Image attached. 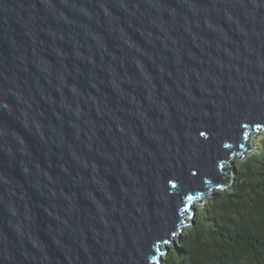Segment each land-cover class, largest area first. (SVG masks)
<instances>
[{
	"label": "water",
	"instance_id": "obj_1",
	"mask_svg": "<svg viewBox=\"0 0 264 264\" xmlns=\"http://www.w3.org/2000/svg\"><path fill=\"white\" fill-rule=\"evenodd\" d=\"M257 129L264 0H0V264H162Z\"/></svg>",
	"mask_w": 264,
	"mask_h": 264
},
{
	"label": "trees",
	"instance_id": "obj_2",
	"mask_svg": "<svg viewBox=\"0 0 264 264\" xmlns=\"http://www.w3.org/2000/svg\"><path fill=\"white\" fill-rule=\"evenodd\" d=\"M257 138L254 151L233 160L227 186L193 204L162 264H264L263 129Z\"/></svg>",
	"mask_w": 264,
	"mask_h": 264
},
{
	"label": "rangeland",
	"instance_id": "obj_3",
	"mask_svg": "<svg viewBox=\"0 0 264 264\" xmlns=\"http://www.w3.org/2000/svg\"><path fill=\"white\" fill-rule=\"evenodd\" d=\"M262 133V130H257V131H255V132H250L249 134H248V138H247V140H246V143L247 144H249V145H251V149H249V150H247V151H245V156L248 154V153H250V152H252V151H254V149H255V144H257L258 143V139L259 138H257L260 134ZM236 158V157H235ZM234 158V159H235ZM233 160V159H232ZM232 165V161L230 160L229 162H228V164H226V166H231ZM205 203V202H204ZM203 203V204H204ZM201 205H203L202 204V202L200 203ZM200 205V206H201ZM188 218H189V216H187ZM191 219V218H190ZM190 219H188V221L186 222V223H184V225H188L189 223H190ZM178 235L179 234H177V236H175L173 239L175 240L177 237H178ZM167 254V253H166ZM163 256H165V255H163Z\"/></svg>",
	"mask_w": 264,
	"mask_h": 264
},
{
	"label": "bare ground",
	"instance_id": "obj_4",
	"mask_svg": "<svg viewBox=\"0 0 264 264\" xmlns=\"http://www.w3.org/2000/svg\"><path fill=\"white\" fill-rule=\"evenodd\" d=\"M183 226H184V224L182 225V227H183ZM182 227H181V229H182ZM181 229H180V230H181ZM179 233H180V232H179ZM179 233H178V234H179ZM168 245L170 246V244H168Z\"/></svg>",
	"mask_w": 264,
	"mask_h": 264
}]
</instances>
